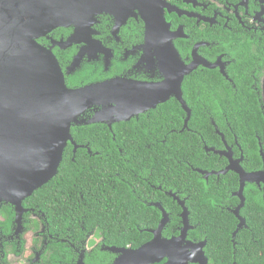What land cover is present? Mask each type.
<instances>
[{"label":"flooded vegetation","instance_id":"1","mask_svg":"<svg viewBox=\"0 0 264 264\" xmlns=\"http://www.w3.org/2000/svg\"><path fill=\"white\" fill-rule=\"evenodd\" d=\"M161 1L169 25L170 40L181 61L185 65H197L183 80V97L191 114L174 95L165 102L173 100L183 111L182 127L172 128L168 132H187L192 140L199 138L198 149L195 150L192 145L188 159L177 162L190 173L197 172L205 179V196L210 198L208 200L216 208L230 213L217 218L230 220L233 229L227 232L223 226L220 231L203 230L205 227L201 221L191 215L189 203L192 195L179 189L177 183L172 186L163 183V153L159 145L164 140L152 131L149 135L143 134L138 122L143 115L163 104L160 103L155 108L133 115L128 121L115 122L112 127L106 123H97L108 127L112 135H94L90 140L83 137V140H87L85 142L74 138L78 145L77 151L84 149L85 154L99 155L101 159L102 153L92 151L90 143L92 140L107 141L109 151L106 154L110 158L94 166V177H89L80 170L81 175L70 192H77L79 195L77 210L73 205L70 206V221L65 214L59 216V225L54 224L56 219L53 220L51 215L52 201L46 210L37 205L24 206L27 211L23 215L22 230L18 231L15 205L0 203V264H115L119 253L112 250V247H135L108 243L107 236L98 226L88 229L84 225L88 216L84 213L85 208L91 205L108 206L111 210L119 206L125 207L128 209L126 219L134 223L157 220L156 227L135 225L140 233L150 232L151 239L154 237L152 230L158 228L165 212L168 220L162 235L170 240L182 234L184 207L181 201H184L189 211L186 238L173 246V259L169 252L159 261L148 264H174L185 258L188 264H239L238 256L241 251L249 250V236L253 241H258L262 230L257 232L250 228L242 209L249 196L256 197L264 204V172H261L264 171V0ZM112 6L113 11L103 10L96 15L91 37L81 36L79 41L69 43V37L75 32V28L71 26L58 27L38 39L41 45L51 49L56 55L70 88H81L114 78L147 83L165 80L164 65L160 63L154 49L146 48L147 21L141 10H124L126 0H113ZM166 69L169 72V68ZM200 74L206 77L204 87L198 86L194 90L191 88L186 93L185 81L191 77L194 82V76ZM234 107L244 111L246 117L241 122H232L226 113L227 109ZM196 108L205 110L209 118L205 134L190 126ZM213 110H219L223 118L217 119ZM93 114L94 108L86 116ZM244 122H253V126L248 125L250 129L242 139L238 133V125L241 124L242 127ZM114 127L125 134L116 137ZM118 140L133 142L129 150L131 156L124 155L116 142ZM153 145L159 147L155 153V171L151 169L145 150ZM68 146H71L72 160H75V144L70 141ZM117 149L124 157L116 159ZM196 156L202 166H195L193 161ZM237 162L246 172H261L254 176L256 181H246L244 184L245 202L239 214L235 210L242 202L237 194L241 188L240 174L232 169L224 173L231 164L235 165ZM79 165L85 170L90 164L84 160ZM90 167L94 170L92 165ZM234 175L237 176L238 187L224 191L225 186L221 180ZM212 186L218 191V197L211 196ZM65 193L64 202L59 201L63 205L71 197ZM93 198L96 200L93 201ZM90 199L92 202L89 204ZM11 212V221L7 225L10 229L6 230V213ZM255 218L258 224L262 222L261 227L264 226V216ZM97 220H105V217ZM241 231H244L245 236ZM227 251L231 258L224 255Z\"/></svg>","mask_w":264,"mask_h":264},{"label":"water","instance_id":"2","mask_svg":"<svg viewBox=\"0 0 264 264\" xmlns=\"http://www.w3.org/2000/svg\"><path fill=\"white\" fill-rule=\"evenodd\" d=\"M112 1L0 0V202L15 205L18 231L22 230L27 211L24 200L58 174L70 141L77 151L74 126L106 123L112 127L115 122L128 121L133 115L165 103L173 95L191 114L183 97V80L197 65L181 61L170 40L161 0H126L123 9L138 8L145 16L146 48L154 49L164 65L163 82L114 78L81 88L67 85L56 55L38 39L58 27L71 26L75 32L69 43L79 41L81 36L91 37L96 15L111 10ZM92 108L94 114L87 117ZM229 169L240 174L241 188L237 194L242 202L235 210L239 214L245 202L244 184L256 181L254 176L264 171L246 172L239 162L231 164L224 173ZM184 204L181 201L184 226L180 237L170 240L163 237L168 220L164 212L149 242L139 248H111L119 253L115 264H148L169 252L172 256L173 246L184 240L189 230V211ZM201 255L205 261L202 252ZM174 264L188 262L185 258Z\"/></svg>","mask_w":264,"mask_h":264},{"label":"trees","instance_id":"3","mask_svg":"<svg viewBox=\"0 0 264 264\" xmlns=\"http://www.w3.org/2000/svg\"><path fill=\"white\" fill-rule=\"evenodd\" d=\"M205 83L206 77L202 76L201 74L194 76V82L191 81L190 77V79L185 81L184 86L186 93H188L191 88L193 90L198 86L203 88ZM186 97H188V95H186ZM202 97L204 99V95H202ZM196 103H198L197 100ZM226 113L229 115L232 122H241V120L246 117L243 110L235 107L234 109H227ZM182 114L183 111L181 110L180 106L172 100L159 105L149 114L143 115L138 122H140V129L142 130L143 134L149 135L150 131H152L164 140L161 141L159 145L160 150L163 153V183L168 184L169 186H172L173 183H177L179 185V189L185 190L188 194L192 195V200L189 203L191 215L196 216L198 220L201 221L202 225L205 227L203 230L215 232L220 231L224 226L225 231L231 232L230 230L233 229L231 221L228 219L223 220L217 218V216L229 215L230 213L227 211L222 212L220 209L216 208L214 203L208 200L210 198L205 196L207 192L205 179L197 172L190 173L188 169H185L182 164H178L177 162V160L184 161L188 159L189 150L192 145L195 146V150H197L199 147V138L192 140L191 136L188 135L187 132H168L172 128L180 129L182 127ZM213 115L219 120L221 117L223 118L219 110H213ZM208 122L210 121L207 117L206 111L201 108H196L194 110L190 126L203 131L205 134V127L209 125ZM252 123L253 122H244L242 127L241 124L238 125V133L242 136V139L246 137V132L250 129L248 125L251 126ZM126 133L130 134L129 131ZM72 134L76 140L85 142L87 140H83V137H87L90 140V137L94 135H112V132L103 124H84L83 126H74L72 128ZM114 134L116 137H119L120 134H125V132L121 133L117 127H114ZM110 142L113 143L112 141ZM116 142L122 148L125 156H131L129 154V150L131 149L130 147L133 142L122 140H118ZM107 144L108 142L104 140H92L90 143L92 151H100L102 153V159L99 155L90 156L85 154L84 149H79L75 155V160H72V149L71 146H68L65 149L64 158L60 165L58 174L50 182L36 190L33 195L27 197L24 200V206L31 207L37 205L38 208L46 210L48 209L49 202L52 201L53 207L51 209V215L53 220L56 219V221H54L55 225H59L60 223L58 222L59 216L67 214V219L68 217L70 218V215L72 214L70 206L73 205L75 210H77L76 204L79 199L77 192L72 194H70V192L72 191L74 184L77 183L79 175H81L80 170L81 172L84 171L89 177H94L96 174V169L94 166L98 165L101 161H107L110 158V156H107L106 154L109 151ZM159 147H157V145H153L152 147L145 148L148 153V161L151 163V169L153 168L154 171L156 170L155 167H157L155 162V153ZM197 156L194 158L193 162L195 166H202ZM121 157L124 156H122L121 152L117 149L116 159H120ZM84 160L88 161V163L93 166L94 170L90 167V165H87L85 170H83L79 163L83 162ZM221 183H223L225 186L224 191L236 189L238 187V179L236 175L232 177H223ZM64 192H66L65 194H67V196L71 195V197H68L66 205L60 203L64 202ZM217 192L218 191L214 189V186H212L211 196L218 197ZM95 200L96 199L93 198V201ZM91 202L92 199L89 200V204ZM127 210L128 209L121 206L111 210V208L108 206L91 205V207L85 208L84 214H86L88 217L85 219L84 225L88 229L98 226L103 231V234L107 236L106 240L110 244L112 243L118 246H132L135 248L139 247L145 242L149 241L152 237V234L148 231H143L140 233L139 230L135 229V225L139 224L141 227H156L157 220L134 223L126 219L128 216ZM0 213H2L1 206ZM242 214L247 217L248 224L251 229H254L257 232L262 230V233L259 234L257 242L253 241L249 236V241L251 242L248 246L249 250L241 251L240 255L238 256L239 264H264V226L261 227L262 222L258 224L255 218V216H264L263 202L261 200L259 201L256 197L249 196L245 207L242 209ZM6 216L7 220L4 225H6L5 229L9 230L10 227L7 225L10 224L12 212L10 214L6 213ZM102 217H105V220H97L98 218ZM110 217H112V219L109 220L108 218ZM68 221L70 220L68 219ZM233 225H235V221L233 222ZM240 233L245 236L244 231H241ZM242 239H245V237ZM224 255L227 258H231L228 251L224 253Z\"/></svg>","mask_w":264,"mask_h":264},{"label":"rangeland","instance_id":"4","mask_svg":"<svg viewBox=\"0 0 264 264\" xmlns=\"http://www.w3.org/2000/svg\"><path fill=\"white\" fill-rule=\"evenodd\" d=\"M93 242V241H92Z\"/></svg>","mask_w":264,"mask_h":264}]
</instances>
